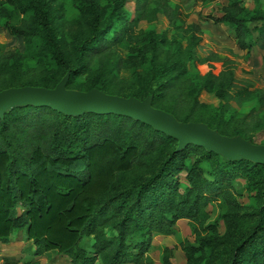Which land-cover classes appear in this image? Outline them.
<instances>
[{"label":"trees","instance_id":"obj_1","mask_svg":"<svg viewBox=\"0 0 264 264\" xmlns=\"http://www.w3.org/2000/svg\"><path fill=\"white\" fill-rule=\"evenodd\" d=\"M73 1L92 29L87 40L74 45V66L57 34L61 9L54 0H0V15L5 29L23 39L34 60L69 73L66 88H76L75 80L86 72L85 56H98L123 42L144 44L151 56L149 70L137 71L129 92L121 96L139 102L150 99L151 107L176 116L163 100L194 61L191 55L200 43L194 33L199 27L186 25L179 5L170 0H109L101 11L94 9L93 0ZM227 2L221 16L209 19L232 30L235 47L248 54L251 42L257 41L248 39L252 30L264 33V28L249 29L248 24H264V16H252L240 0ZM18 15L23 17L19 26L14 24ZM161 17L168 23L162 33L140 27ZM190 29L192 34L183 37ZM169 33L175 35L171 44L178 51L182 39L189 49L180 51V59L158 67L157 52L169 44ZM116 64L114 71L91 78L82 91L114 94L109 76L125 66ZM20 66L19 54L0 56V76L10 80L2 90L32 87L29 82L14 83ZM207 73L210 85L214 74L212 69ZM218 74V105L206 124L226 135L224 102L235 73L226 69ZM177 144L172 136L126 115L66 113L36 104L10 107L0 117V244L8 246L22 234L31 242L35 258L54 254L68 264H154L148 255L152 239L172 235L176 222L185 219L203 231L196 233L195 244H183L186 264H264V164L218 155L191 143L177 150ZM145 165L150 166L148 174L133 178L132 171ZM182 172L184 180L179 181ZM237 176L253 193L246 206L238 204L232 191L231 181ZM210 201L218 202L224 234L206 224ZM161 264H172L168 248Z\"/></svg>","mask_w":264,"mask_h":264},{"label":"rangeland","instance_id":"obj_2","mask_svg":"<svg viewBox=\"0 0 264 264\" xmlns=\"http://www.w3.org/2000/svg\"><path fill=\"white\" fill-rule=\"evenodd\" d=\"M109 0H93L94 9L101 11L107 6ZM179 5L182 12V18L186 25H197L199 32L194 33L200 40L199 46L194 49L191 58L187 64V72L182 76L163 100V106L166 109H173L176 116L166 113L160 109H155L172 116L179 123L181 117H188V123L201 126L208 125L211 121L210 114L218 105L216 98V89L220 86V70L230 69L235 73V78L226 89L225 98V117L222 122V129L226 135H220L232 140H242L254 146H264V33L263 31L251 32V37L256 42H251V50L248 54L238 50L233 42V31L221 24L212 22L211 17H219L227 6V0H170ZM241 6L246 7L252 16H264V0H240ZM54 5L60 7L59 19L56 23L57 34L61 39L62 47L67 56L74 57V45L82 44L91 36L89 18L79 10L76 2L73 0H54ZM129 9H133V4H128ZM14 24L21 25L22 15L15 17ZM5 18L0 15V56L9 52L20 55L21 66L14 83L29 82L32 87L20 88H39L42 85L52 86L54 90L61 83H65V90L87 93L82 91L91 78L97 75L105 76L108 70L114 71L117 61H121L125 66L117 70L116 75L109 76L110 91L115 96L124 99L121 94L129 92V85L133 82L137 71H148L150 67L151 56L148 49L141 43L123 42L117 45L109 46L107 50L98 56H85L84 63L86 72L75 80L76 88H66L69 73L58 68L48 67L34 60L29 52L25 42L21 37L10 34L4 26ZM167 20L159 18L157 22L148 25H141L144 30L155 28L158 33L167 29ZM264 28L263 22H251L248 28ZM254 29V28H253ZM193 30H187L183 37L190 36ZM260 34H262L260 36ZM168 45L158 49L156 59L157 66L170 64L177 58L180 59V51L189 49V42L182 39L180 50L171 44L175 39L172 33L167 34ZM110 39V36H108ZM137 45V46H135ZM139 48V50H137ZM209 62V64H208ZM74 66V62L72 64ZM212 69L214 76L209 85L206 76ZM115 73V72H113ZM176 73H174L175 75ZM0 76V93L9 89L2 90L5 84L10 80ZM205 86V87H204ZM15 89V88H11ZM95 91L100 92L95 89ZM102 93V92H101ZM105 94V93H103ZM109 95V94H106ZM151 102V100H150ZM211 130V129H209ZM161 131V130H159ZM212 131V130H211ZM216 132V131H215ZM161 133L166 134L161 131ZM219 134V133H218ZM229 134V135H228ZM168 135V134H167ZM195 144V143H191ZM197 145V144H196ZM178 141L177 150L183 149ZM203 147V146H202ZM205 148V147H204ZM206 149V148H205ZM207 150V149H206ZM208 151V150H207ZM222 155L216 151H210ZM255 162V161H254ZM139 167L132 171V177L140 179L148 174L150 166ZM184 180V173L179 174V181ZM236 201L241 206H246L251 202L253 193L247 190L246 180L237 176L231 181ZM208 219L206 224L210 223L217 227L220 234L225 233V227L219 220L221 214L217 201H210L206 207ZM203 234L202 228H199L195 222L181 219L175 224V230L170 236H155L151 242V248L148 255L154 261V264H161L163 250L169 249L170 261L172 264H186L182 246L186 242L194 243L196 233ZM27 245H21L16 240L14 245L7 248L6 255L0 256V264H6L5 258L16 260L22 256L26 257L23 249ZM40 264H68L65 258L54 254L43 256Z\"/></svg>","mask_w":264,"mask_h":264},{"label":"water","instance_id":"obj_3","mask_svg":"<svg viewBox=\"0 0 264 264\" xmlns=\"http://www.w3.org/2000/svg\"><path fill=\"white\" fill-rule=\"evenodd\" d=\"M21 104L46 105L66 113L92 111L126 115L172 136L179 141L180 146L195 143L208 151L264 164V146H254L242 140L225 138L206 126L179 123L172 116L153 109L150 99L139 102L135 99L119 98L97 91L89 93L67 91L63 82L54 90L15 88L1 92L0 117L10 107Z\"/></svg>","mask_w":264,"mask_h":264},{"label":"crops","instance_id":"obj_4","mask_svg":"<svg viewBox=\"0 0 264 264\" xmlns=\"http://www.w3.org/2000/svg\"><path fill=\"white\" fill-rule=\"evenodd\" d=\"M16 240L17 241H19V243L21 244V245H27L24 249H23V251L25 252V254H26V257H22V256H20V257H18V258H16V260H18V259H20V261L19 262H15V258H13L12 260H10V259H8V257L9 256H7L6 258H5V261H6V264H7V262H11V261H13V262H15L14 264H23V261H25V260H40L41 258H35V257H33V255H32V252H31V242H27V241H25V239H24V236L22 235V234H19L18 236H16V237H14L13 239H12V242H11V244H9L8 246H5V245H1L0 244V256H3V255H6V252H8V251H6L7 250V248H9V246L10 245H14V243L16 242ZM48 257V256H47ZM10 258V257H9ZM40 262V261H39Z\"/></svg>","mask_w":264,"mask_h":264}]
</instances>
